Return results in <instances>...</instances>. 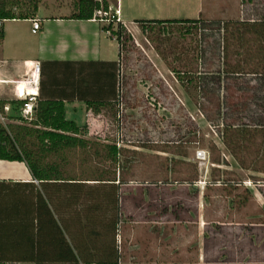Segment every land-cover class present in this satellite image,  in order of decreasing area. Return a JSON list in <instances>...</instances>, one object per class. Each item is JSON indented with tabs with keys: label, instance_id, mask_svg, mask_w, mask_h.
<instances>
[{
	"label": "rangeland",
	"instance_id": "374dc122",
	"mask_svg": "<svg viewBox=\"0 0 264 264\" xmlns=\"http://www.w3.org/2000/svg\"><path fill=\"white\" fill-rule=\"evenodd\" d=\"M76 1L41 0L51 6L69 7L71 15L76 12ZM226 2L221 20L264 21V0H243L239 7L236 0ZM10 8L16 14H24L31 5L21 2ZM137 27L136 32L140 33L133 36L136 43L128 45L129 52L121 61L118 101L124 106L122 113L126 118L125 122L122 118L116 123L114 130V142L123 149L122 179L127 182L122 187V221L117 238L121 264H264L262 133H257L249 149L240 153L245 164L259 172L242 169L235 163L238 168L213 163L214 155L209 150L213 142L221 155H226L231 162L234 160L199 110L183 104L184 89L174 74L171 72L168 83L148 57V54L159 55L157 48L162 47L164 52L167 49L168 62L171 65L175 62L174 67L184 68L191 65V61L196 67L199 64L196 61L198 34L184 36L176 28H170V34L159 38L156 33H141V28ZM189 49L188 56L186 50ZM234 50L237 48L232 47ZM178 56L180 58L173 62ZM251 62L254 64L255 60ZM164 63L169 68V64ZM150 71L151 78L145 74ZM125 72L126 78L136 83L134 88L129 87L136 94L130 96L134 97L135 104L124 97L128 90L123 85ZM4 90L0 88V95H5ZM1 111L5 112L3 108ZM12 115L20 116L19 112ZM188 116L199 132L193 142H186L183 152L187 156L180 158L177 141L189 127L186 125ZM118 138L121 139L118 141ZM145 143L147 147L143 146ZM200 149L208 151L209 158L197 159L196 152ZM69 153L70 168L77 175L84 172L95 177L103 169H116L119 176L118 168L108 162L93 156L86 159L79 150ZM223 179L231 182L224 184ZM247 188L253 194L248 193ZM144 189L149 190L148 194L144 195ZM236 195L248 197L247 201L241 202Z\"/></svg>",
	"mask_w": 264,
	"mask_h": 264
},
{
	"label": "trees",
	"instance_id": "16d2710c",
	"mask_svg": "<svg viewBox=\"0 0 264 264\" xmlns=\"http://www.w3.org/2000/svg\"><path fill=\"white\" fill-rule=\"evenodd\" d=\"M21 2L31 5V8L27 13L16 14L10 6ZM39 2L40 0H0V20L33 18L38 10ZM101 7L109 10L108 0H77L76 12L70 18L94 19L95 11ZM136 23L145 35L156 33L159 38L170 34V28H176L184 36L198 34L196 61L199 64L197 68L193 65L194 61L190 63L192 66L187 64L184 68L174 67V61H177L180 55L171 65L165 54L167 49L164 52L162 47H158L160 51L158 53L169 64V69L193 100L199 112L211 124L234 160L232 163L242 169L259 172L247 166L240 153L249 149L250 142L258 137L257 133H262L260 136L264 139V21L141 19L136 20ZM103 30L109 32L118 41L121 62L126 52H129L128 45L136 43L135 38L122 22L116 25L113 22L105 24ZM4 37V27L1 25L0 43L3 42ZM232 47L237 50L232 51ZM189 51L191 52L190 49L186 50V54ZM233 56L237 59H232ZM252 60H255L254 64ZM150 72L145 73L149 78L153 76L152 71ZM123 85L128 89L124 97L132 94L133 88H129L130 86H136L134 81L126 78V72L123 74ZM133 95H136L135 92ZM6 102L0 100V109ZM21 103H23L21 100H12L15 109H18ZM93 105L90 103V107ZM132 108H136V105ZM181 109H184V106ZM7 118L14 122L7 126L0 123V159L26 162L36 179L43 183L63 182L66 184L67 191L70 190V182H73V213L75 202H77L79 236L71 235L64 221L63 229L60 227L55 219L54 211L48 204L40 205L39 215L43 214L44 207L52 219L53 228H51L56 229L57 236L42 237L45 223L39 218L38 236L32 239V248H25V250H37V252L3 253L0 246V264L21 262L121 264L117 238L122 221L121 185L127 183L122 179L123 149L116 142L104 143L99 139L84 138L83 129L74 121L66 119L62 101H40L35 119L31 122H26L19 116ZM187 124L189 127L186 133L177 141L179 149L177 155L180 158L187 156L186 152H183L186 142H193L199 132L191 117L187 118ZM210 144L209 150L214 155L213 163L225 167L232 166L230 159L221 155L219 147L214 142ZM143 146L147 147V144ZM78 150L85 155L86 159L93 156L116 166L119 176L116 169H103L95 177L87 176L84 172L78 175L71 172L69 168L72 162L69 152ZM171 160L172 164H175L174 158ZM226 180H222L224 184L231 182ZM87 181H90V185L85 183ZM117 181L119 184L116 183ZM190 182L194 183L192 180ZM237 184L239 183H236V186ZM148 191V189L144 190V195L148 194ZM247 192L253 194L248 188ZM240 196L236 195L241 202L245 203L248 197ZM232 202H235L234 199ZM70 206L69 199L62 200L63 212L69 211ZM67 219L69 220V217ZM59 232H61L60 237ZM48 247H56L60 251L42 252Z\"/></svg>",
	"mask_w": 264,
	"mask_h": 264
},
{
	"label": "crops",
	"instance_id": "0c3cea01",
	"mask_svg": "<svg viewBox=\"0 0 264 264\" xmlns=\"http://www.w3.org/2000/svg\"><path fill=\"white\" fill-rule=\"evenodd\" d=\"M108 2L112 10L119 9L121 22L127 26L133 36L140 33V31L136 32L138 28L136 20H221L220 16L225 11L224 5H228L226 0H116L115 3L108 0ZM242 2L243 0H236L237 7ZM70 13L69 7L59 4L51 6L40 0L33 18L5 20L2 23L5 37L0 43L2 77L9 80L20 78L25 74L28 62L40 61L42 80L39 102L62 101L66 119L74 121L83 129L84 138L114 143L115 126L120 120L119 43L109 32L103 30L105 23L95 19L70 18ZM33 19L40 20L42 24L41 30L37 33L33 32ZM148 57L155 63L160 74L168 80L171 70L162 58L158 54H148ZM167 82L169 83V80ZM1 85H4L0 88H5V95H0V100L12 105V100H17L12 85ZM170 86L172 87L171 84ZM133 92L132 89V96H134ZM130 95H127V99L135 104L134 97L131 99ZM182 100L187 108L197 110L195 103L184 90ZM90 103L94 105L90 107ZM11 108L8 116L18 117L12 115L18 113V109L13 105ZM122 118L125 120V113L121 114ZM7 120L9 123L14 122L9 118ZM2 124L7 126L6 122ZM120 139L118 138V141ZM234 168L238 167L234 166ZM69 170L73 172L71 168ZM70 183L69 191L66 190V184L63 182L43 183L34 177L26 162L0 159L1 252H37L25 248H32V239L38 236L39 218L45 223L42 237L57 236L56 229L52 230V219L44 207L43 214L39 215V206L45 204L54 211L60 227L63 229L64 221L71 235L78 237V206L75 202L73 213V182ZM85 183L90 185V181ZM116 183L119 184L118 181ZM122 187L123 185H121V194ZM66 199L70 200L71 205L69 211H65L67 215L61 210L62 200ZM58 236H61V232ZM58 251L60 249L56 247H48L42 252Z\"/></svg>",
	"mask_w": 264,
	"mask_h": 264
},
{
	"label": "built area",
	"instance_id": "2783aa9c",
	"mask_svg": "<svg viewBox=\"0 0 264 264\" xmlns=\"http://www.w3.org/2000/svg\"><path fill=\"white\" fill-rule=\"evenodd\" d=\"M101 1V0H99ZM94 19L98 22L102 23H111L113 22L115 25L118 22H121L120 19V11L119 9L112 10L109 7V10H105L102 7L95 11ZM33 32L37 33L41 30L42 24L40 20L33 19ZM4 21L0 20V26ZM122 76V67L121 62L119 65L118 71V95L121 92L120 88V79ZM41 80H42V63L40 61H30L27 63L25 74L21 78L17 79H5L2 77L1 74V63H0V85L1 84H11L13 93L17 100L23 101L18 107L19 117H21L26 122H31L35 119L37 105L40 98V87H41ZM119 102V110H120V119L121 114L123 111V104ZM11 103H6L3 106L4 113L0 112V119L3 123L6 122L8 119V113L12 110ZM120 121V120H119ZM196 157L199 160H206L209 158V152L206 150H198L196 152Z\"/></svg>",
	"mask_w": 264,
	"mask_h": 264
}]
</instances>
